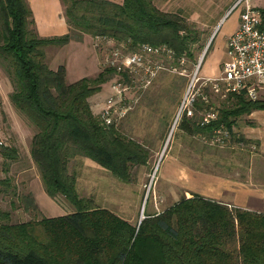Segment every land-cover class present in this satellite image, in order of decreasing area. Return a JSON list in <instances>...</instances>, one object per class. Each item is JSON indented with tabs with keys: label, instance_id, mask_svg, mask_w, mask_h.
I'll return each instance as SVG.
<instances>
[{
	"label": "trees",
	"instance_id": "obj_1",
	"mask_svg": "<svg viewBox=\"0 0 264 264\" xmlns=\"http://www.w3.org/2000/svg\"><path fill=\"white\" fill-rule=\"evenodd\" d=\"M59 1L67 30L44 37L36 33L26 0H0V68L11 86L10 103L35 129L28 152L44 193L63 197L73 209L15 223L0 209V264H264V214L190 193L159 212L145 213L136 226L77 194L75 174L68 171L72 157H86L129 182L130 167L144 164L147 152L90 109L88 97L114 69L103 67L94 76L67 82L62 64L48 66L45 47L88 34L128 50L164 43L176 55L191 57L196 33L180 14L158 9L153 0ZM259 11L264 17V5ZM203 106L211 103L197 97L195 110ZM254 109H264V98L227 92L215 120L199 126L194 113L182 116L177 128L188 135L209 133L219 124L231 130L236 117ZM0 157L4 165L16 160V147L0 142ZM8 183L0 177V191ZM22 198L37 208L31 193Z\"/></svg>",
	"mask_w": 264,
	"mask_h": 264
},
{
	"label": "rangeland",
	"instance_id": "obj_2",
	"mask_svg": "<svg viewBox=\"0 0 264 264\" xmlns=\"http://www.w3.org/2000/svg\"><path fill=\"white\" fill-rule=\"evenodd\" d=\"M243 3L260 8L264 5V0L154 1L158 9L180 14L190 29L195 31L196 40L189 45L191 57L185 56L182 64L176 65L175 62L174 71H158L145 87L139 86L134 78L133 81L128 76L120 79L113 73L101 84L100 90L90 96V109L98 118H101L100 114L110 97L113 103L110 107L113 125L123 136L142 146L147 152V158L144 164L130 167V181L124 182L86 157H72L68 162V171L75 174L74 186L80 197L89 198L93 205L105 207L130 224L136 225L140 216L148 213L150 207L160 211L168 204L156 198L155 206L152 192L159 159L167 150L192 165L214 171H223L228 163L236 165L237 150L220 149L208 145L201 137L184 135L177 128L179 119L174 121V118L194 65L200 58L197 75L203 76L225 26L239 12ZM90 45L93 47L90 46V59L85 50H73L70 46L56 51L53 61L66 59L70 63L71 73L77 70L78 64L89 61L91 63L95 52L99 71L103 68V57L111 48L118 46L113 41L106 42L94 37L90 39ZM54 47L46 46L45 49ZM119 47L125 51L123 44ZM48 60L45 58L47 63L50 62ZM217 73L218 71L214 76ZM73 76L69 75L68 79L75 78ZM112 84L117 85L119 92L112 88ZM10 90V83L0 68V142L14 145L18 154L17 159L8 161L7 165L2 164L0 157V177H7L9 180L8 188L0 191V209L9 212V221L12 223L67 213L73 208L63 197L57 195L50 198L42 189L37 167L28 152L30 138L35 129L10 103ZM203 92L208 95L212 108L220 106L223 99L220 92L210 89ZM257 98H264V89L258 93ZM198 111L194 112L197 116ZM228 170L232 172L231 169ZM32 191L37 208L26 205L22 198L26 193L32 194Z\"/></svg>",
	"mask_w": 264,
	"mask_h": 264
},
{
	"label": "crops",
	"instance_id": "obj_3",
	"mask_svg": "<svg viewBox=\"0 0 264 264\" xmlns=\"http://www.w3.org/2000/svg\"><path fill=\"white\" fill-rule=\"evenodd\" d=\"M110 1L119 3L121 0ZM26 2L31 10L34 27L39 36L47 37L66 32L67 25L59 0H26ZM237 21L238 13L225 26L218 46L213 49L208 68L204 70V77H213L218 71L219 64L225 58V39L236 28ZM91 38L88 34H82L78 41L69 40L62 46L45 49V58L50 61L47 63L48 66L54 69L57 65L62 64L65 68L67 82L82 76H94L98 72L94 49L95 57L91 58V63L89 61V63L78 64L77 70H73L71 73L70 63H67L66 59L53 61L56 51L70 46L73 50H85L86 56L90 59ZM69 75H74L75 78L70 80L68 79ZM88 102L90 105V96ZM231 131L246 139V142L234 141L232 137V142L228 146L220 148L237 150L235 153L236 165L228 163L221 172L192 165L170 150L163 153L159 159L152 186L155 206L156 198L162 199V202L166 201L167 207L181 196L187 197L190 193H195L231 207L264 214V109H254L236 117L231 125ZM181 132L193 138H199L205 134L196 132L188 135ZM228 169H231L232 172ZM32 194L36 200L33 191ZM153 212H159V210L150 207L148 213Z\"/></svg>",
	"mask_w": 264,
	"mask_h": 264
},
{
	"label": "built area",
	"instance_id": "obj_4",
	"mask_svg": "<svg viewBox=\"0 0 264 264\" xmlns=\"http://www.w3.org/2000/svg\"><path fill=\"white\" fill-rule=\"evenodd\" d=\"M101 39L106 42L113 41ZM115 44L118 46L111 48L103 57V67L113 68L114 74L119 78L128 76L132 78V81L134 78L141 87L149 84L160 70L174 71V63L182 64L186 56L184 52L176 55L175 51L164 43L154 45L142 43L133 50L124 47L125 51L119 47L122 43ZM224 55L225 58L219 64L218 73L213 77L197 75L199 58L187 80L174 121L180 120L182 116L190 117L194 114L196 111L194 101L197 97L204 104L209 102L208 95L203 92L204 88L220 92L221 97H224L227 92H232L243 94L245 98L251 100L256 99L258 93L264 89V17L261 16L259 8L243 3L238 12L236 28L225 39ZM116 84H112V88L119 92ZM107 103L100 114V119L105 124H110L112 123L110 107L113 104L110 97ZM216 117L215 108L203 106L198 111L196 123L204 126ZM231 132L223 124H219L209 133L201 135V138L210 146L222 148L232 142Z\"/></svg>",
	"mask_w": 264,
	"mask_h": 264
},
{
	"label": "water",
	"instance_id": "obj_5",
	"mask_svg": "<svg viewBox=\"0 0 264 264\" xmlns=\"http://www.w3.org/2000/svg\"><path fill=\"white\" fill-rule=\"evenodd\" d=\"M142 217H143V216H140V218L138 219V221H137V223H136V226L138 225V223L140 222V220H141Z\"/></svg>",
	"mask_w": 264,
	"mask_h": 264
}]
</instances>
